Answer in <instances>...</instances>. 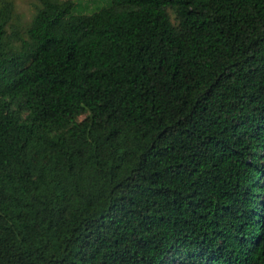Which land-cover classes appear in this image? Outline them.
<instances>
[{
    "label": "trees",
    "instance_id": "obj_1",
    "mask_svg": "<svg viewBox=\"0 0 264 264\" xmlns=\"http://www.w3.org/2000/svg\"><path fill=\"white\" fill-rule=\"evenodd\" d=\"M0 0V264H264V0Z\"/></svg>",
    "mask_w": 264,
    "mask_h": 264
},
{
    "label": "rangeland",
    "instance_id": "obj_2",
    "mask_svg": "<svg viewBox=\"0 0 264 264\" xmlns=\"http://www.w3.org/2000/svg\"><path fill=\"white\" fill-rule=\"evenodd\" d=\"M9 1L12 5V18L9 28L6 32L9 33L10 30L16 32L17 35L21 36L25 27L29 23L31 17L34 14V4L32 0H5ZM75 4V11L88 14L101 8L102 5H106V0H72Z\"/></svg>",
    "mask_w": 264,
    "mask_h": 264
}]
</instances>
